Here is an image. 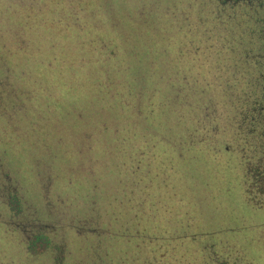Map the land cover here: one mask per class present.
I'll list each match as a JSON object with an SVG mask.
<instances>
[{
    "label": "rangeland",
    "instance_id": "rangeland-1",
    "mask_svg": "<svg viewBox=\"0 0 264 264\" xmlns=\"http://www.w3.org/2000/svg\"><path fill=\"white\" fill-rule=\"evenodd\" d=\"M207 2L210 1L2 0L0 24L6 26L0 25V70L5 69L6 60L11 62L14 58L13 53L3 51L4 48H12L13 44L20 45L24 41L19 38L22 27L18 24L24 23L22 20L25 17L42 15L44 19L58 26V49L53 54L58 56L57 61H61V56H64L71 64L67 73L70 83L74 76L94 79V82L98 79L102 84L108 81L111 89L106 96L95 98L96 101L93 102L102 111L97 109L96 115L90 111L92 115L88 117V113H85L84 120L79 123L63 110L65 106L62 104H69L63 98L70 96H73L71 103L86 102L76 96L81 93V96L87 98L88 92H77L79 84L72 85V90L69 84L70 89L67 92L55 89L53 94L62 101H43L44 110L39 111L43 106L39 97L43 95L37 94L38 90L30 93L31 95L26 89L21 91L15 86L17 82H22L17 74L15 77L10 75L9 83L0 82V218L4 222L3 225L0 224V264H60L57 245L59 234L54 228H49L42 231L41 237L26 239L25 233L39 230L36 225L31 224L30 218L35 220L36 217L48 216L72 222L78 229H71L73 233L68 235V241L70 245L81 244L84 247L87 236L91 240L95 239L94 233L100 243L104 242V235L98 231H88V226L107 225L111 230H138L137 225L140 223L135 222L128 212L124 213L129 205L120 186L125 190L128 183L117 171L107 167L102 169V165L111 158L112 153L119 150L115 140L117 136L124 134L134 140L132 145H136L140 156L143 157L144 146L148 147L145 150L151 151L150 157L154 155L156 159L147 157L144 161L157 170V159L163 158L165 148L169 150L167 146L171 145L161 137L174 139V134L167 128L173 127L171 125L177 123V120L180 127L190 131L188 135L192 138V146L189 147L187 142L179 138L174 139L172 144L179 148L182 154L179 157L184 161L175 157L165 164L171 168H163V171L170 172L168 178H165V172L157 173L159 175L151 172L152 177L158 176L156 181L166 179V184H153L150 181L152 183L148 189L154 187L153 192L156 190L163 193L166 200L172 191L190 195L189 198L184 197L183 202L172 199L169 206L173 210L185 207L181 210L190 211V206L198 196L201 200L203 197L210 207L214 206V201L217 217L216 223L212 225L217 227L237 225L233 223L238 220H226L225 213H230L228 217H234L239 211L242 213V221H257L260 218L257 215L259 210L256 214H247L250 211L249 204L256 207L264 202V134L260 141L255 135L264 125L250 115L255 114L252 106L263 99L261 84L264 80V14L258 18L251 13L240 17L244 20L243 24L252 25L250 31L244 32L238 20L244 12L235 10L239 15H234L236 13L230 9L214 11L211 8L213 4ZM147 4L155 5L156 9L149 12ZM111 6L116 18H110ZM126 11L132 12L133 16ZM255 13L259 14L258 11ZM134 15L146 19L143 25L135 23ZM29 20L30 18L26 19L25 23ZM145 24L148 25V42L144 39L139 42L140 29ZM59 32L61 33L58 36ZM77 32L81 36L76 39ZM131 32L138 34L135 36ZM247 35L250 36L246 37ZM78 45L79 48L74 52ZM32 46L34 44L27 47V53L34 60V64L41 62V55L44 58L49 56L43 45L36 48ZM145 48L148 49L149 58L150 52L152 56H157L155 65L158 70L150 76L145 89L141 90L138 85L137 88L122 81L119 67L136 61L141 63L140 58ZM22 51L19 49L16 52L21 56ZM108 52L113 53L106 57ZM19 61L20 57L14 59V63ZM89 65L100 70L93 69L94 72H90ZM59 67L60 74L56 69L52 68V71L56 74L55 78L62 80L68 69L64 65ZM129 72L131 71H127ZM30 74L32 73H28V77H31ZM167 84L170 89L166 87ZM176 86L178 91L175 90ZM172 94L174 95L171 99L169 97ZM64 95L66 96L63 97ZM175 96L179 97L176 101ZM35 97L38 98L33 99ZM226 98L232 101H228L230 105L224 111L222 104ZM224 114L228 115L229 120ZM226 123L230 130L238 133L232 137L233 150L240 155L237 163L225 164L219 161L222 149L218 143L215 144V139L217 142L226 140L224 133H219L227 130ZM147 124L161 128L155 129L156 132H146ZM110 125L117 128L113 135L108 131L104 132ZM38 126L48 134L46 137L50 138V142L55 136L59 138L61 130H64L63 136L66 140L65 152L62 151L65 159L58 161L57 165L51 166L52 169L44 173L41 172L44 166L34 163V159L27 158L26 155L15 156L16 148L9 137V134L14 135L12 138H16L18 142H13L15 146H27L26 151L30 152L31 149L37 153L41 147V142H36L35 129ZM250 134L255 135L252 140L248 138ZM151 139L156 142L152 143ZM8 145L13 149L14 155L8 156L6 153ZM195 149L199 151L200 159L192 154ZM131 157L139 158L135 152ZM121 158L123 157L117 154L116 160L112 159L111 162L126 166L128 159ZM228 160L229 158L226 162ZM239 168L240 171L237 170ZM33 170L38 172L34 173ZM235 172H243L241 178L244 187L240 186L244 204L238 202L242 194L237 193L239 185H235L237 181H233ZM36 174L37 181L34 178ZM173 182L175 190H170ZM67 196H72V199H67L66 204L63 198ZM48 202L50 205H47ZM117 209L120 212L115 215L114 211ZM169 216L171 223L174 218L171 213ZM228 221L230 224L226 223ZM22 223H26L25 228ZM261 230L263 232H258L251 241H248L251 237L245 236L238 240L241 245H252V242H257L256 237H263L264 229ZM225 234L230 235V231H225ZM65 246L67 249V245ZM99 246L98 243L94 250L100 260L107 259L110 253L105 248L100 250ZM66 257L67 255L62 259L63 264H85L82 258H75L78 262H73ZM65 259L68 260L64 261Z\"/></svg>",
    "mask_w": 264,
    "mask_h": 264
},
{
    "label": "trees",
    "instance_id": "trees-1",
    "mask_svg": "<svg viewBox=\"0 0 264 264\" xmlns=\"http://www.w3.org/2000/svg\"><path fill=\"white\" fill-rule=\"evenodd\" d=\"M209 1L210 2L207 3L213 4L211 8L214 11L231 10L234 11L233 13H236L234 15H239V12H235V10L244 12V14L242 16H239L238 18L240 22L239 25L241 26V29L244 30V32L250 31L252 29V25L243 24L242 22H244V20H241L240 17L250 15L249 13H251L254 14L255 18H258L260 17V15L264 14V0ZM0 3H2V0H0ZM122 4L125 3L123 2ZM128 7L133 10L132 6L128 5ZM147 7V10L149 12H153L156 9L155 5L147 4ZM257 11L259 12V14L255 13ZM110 12V18H116V13L114 12L113 6L110 7ZM128 15H130L131 17L133 16L132 12L130 11L128 12ZM28 18H30V20L25 23L26 19ZM133 19L135 20V23H140V25H143L146 20L145 18L137 17L136 15H134ZM22 21L24 23L18 24L20 25V27H22L18 35L19 38L24 39V41L20 45L16 43L13 44L12 48H4L3 51L12 52L14 58H12L11 62L6 60L5 69L0 70V82H2L3 84L9 83L11 81L10 75L12 77H15V74H17V77H21L19 81L22 82H17L15 86H17L21 91H24L26 89L27 92L28 90L29 95L33 94L35 90H38L37 94L39 93L43 95V97H39L41 105H43V101H46L47 103H50L51 101L53 103V101L57 100L62 101L61 98L56 97V94H53L55 89L64 90L67 92L69 91L72 85L79 84L77 92H88V94L87 98L81 96V93L76 96L81 97L82 100H86V102L78 101L76 104L70 102L73 96L63 98L64 100L69 102V104L67 105L65 104V102L62 103L65 106L63 110L70 114L73 117V120H78L79 123H82V121L84 120L83 115H85V113H88L87 117L92 115V113H89L90 111H92L94 115H96V111L100 106H94L93 102L96 101L95 98H102L103 96L107 95V92H110L111 88L108 87V81H106L105 84H102V81L98 79L94 82V79L89 80L74 76V78L72 79L73 82L70 83V78H68L67 73H69L71 64L66 61V57L64 56H61V61H57L56 59L58 58V56H55L53 54V52L58 49V46L56 44V29L58 27L56 26L57 24H52L48 19H44L42 15L40 17L36 15L35 17H25ZM0 25L6 26L2 24ZM140 30L141 38L138 37L139 42H142L143 39L145 40V42H148V25L145 24ZM60 33L61 32L58 33V36L60 35ZM137 34L138 32H134L132 35L137 36ZM79 36L81 35H79L77 32L75 36L76 39ZM248 36L250 35H247L246 37ZM255 36L258 37L257 35ZM32 44H34V46H32L34 48H36L38 45H43V49L49 52V56L45 58L42 55L40 56L41 62H39V64H34V60L27 53V47ZM76 47L73 50L74 52L76 51V49L79 48V45L77 48ZM19 49L23 50L21 56L16 52ZM63 53L71 54L67 51H63ZM108 53L109 54H107L106 57H108V55H111L113 52ZM17 57H20V61L16 62L18 64L15 65L16 63H14V59H16ZM156 59L157 56H152L151 52L149 58L148 49L145 48V51H143L142 58H140L141 63L136 61V63L133 64L127 63L123 66L120 65L119 75H122V81H125V83L127 85L129 84L130 86L137 87L138 85L141 90L145 89V87L149 84L148 81L150 79V76L158 70V67L155 65ZM142 61H144V63H142ZM151 63L154 65H149ZM164 64L165 63H163V65ZM59 65H64L68 69V72H66V74L64 75L65 78L63 77L62 80L61 78H55L56 74H54L52 71V68L56 69L60 74ZM88 69V71L90 72H94L93 69L100 70V68H92L91 65H89ZM127 71L131 72L127 73ZM28 73H32L30 74L31 77H28ZM66 79L68 80L66 81ZM69 84L70 87H68ZM166 87L170 89V86L168 84L166 85ZM261 87L263 89L261 91L263 93L262 102L257 101L252 106L255 114L251 113L250 115L259 119L260 122L264 125V80H262ZM18 88L15 89L18 90ZM175 90L178 91L179 88L176 86ZM174 94H172V96H170L169 98L172 99ZM176 95H178V93ZM65 96L66 95H64L63 97ZM37 98L38 97H35L33 99ZM178 99L179 97H174V101ZM228 101L231 102L232 100L230 98H226L223 101L222 106L225 108L224 111L228 110V106L230 105ZM236 101L240 102L239 99H237ZM43 107L44 105L41 106V108H39L38 110H44ZM98 110L100 112L102 111V109ZM243 111L244 110H242V113ZM224 115L227 117V120H229L228 115ZM176 122L177 123H174V125H171L173 127L167 129L174 134L172 137H174L175 140L181 139L182 141L187 142L188 145H190L189 147H191L192 138L188 135L190 131L180 127L178 120ZM227 123L225 124L227 126V130L219 131L220 134L224 133L227 141L219 140L217 142V140L215 139V144L218 143L222 149V153L220 154L221 159L219 161L224 162L225 164L237 163V161L240 159V155L235 150H233L232 137L238 135V133L233 130H230V126H228ZM221 126L223 127L224 125ZM146 127V130H148L146 132L150 133L156 132L155 129L157 128H161L149 125L145 126V128ZM175 127H177V129ZM63 131L64 130L59 131V138L55 136V141L52 140V142H50V138L48 139L46 137L48 136V134H45L44 130H42L38 126L37 130L35 129V134L38 138H36V142H41V147L40 150L38 148L37 153L31 151V149L30 152L26 151L27 146H15V143H18L16 138H12L14 135L10 134L9 137L13 142H15L13 143L10 141L12 144H14V147L16 148L15 156L22 155L21 157H23V155H26L27 158L29 157L30 159H34V163H39L44 166V169L41 171L42 173H44L45 171H50L52 169L51 166L57 165L58 161L65 159L63 152H65L66 140L63 136ZM107 131L109 132V134L113 135L117 132V128L110 125L108 126V128L106 127V130H104L105 133H107ZM142 132L145 133V131ZM263 134L264 126H261L260 130L255 134L259 137L256 139L260 141V138ZM255 135L250 134L248 138L252 140ZM161 139L164 140L166 143L169 142L168 144H171L170 146L172 147L167 146L169 150L165 148L166 152L164 153L163 158L157 159V161L159 162V168L157 170L154 168V166L152 167L144 161V158L147 157L150 159H156L154 158V155L150 157L151 151L149 152L145 150V148L148 147L144 146L143 157L140 156L136 145H132V141L134 140L125 136L124 134L117 136L115 140V145L119 146V150L115 153H112V155L110 156L111 158H108L107 162L102 165V169L108 168L110 170L112 169L114 171H117L119 175L124 176V180L128 183V188L125 190L120 186V189L124 194V199H126V202L129 205V208L128 206H126V210L124 211V213L128 212L133 217L135 222L140 223V225H137L139 226L138 230H111V227L107 225H97L91 227L88 226L86 227L88 231H98L99 234H103L104 236H102V238L104 242L100 243L96 238V233H94L95 239L91 240V238L87 236V241L85 243L86 247L82 246L81 244L70 245V242L68 241L70 240L68 235L78 229L74 227L75 224H73L72 222L71 224L70 222H66L65 220H60V218H49L48 216H42V218L33 217L35 220H32V218H30L31 220L29 221L31 222V224L36 225L39 230H36L35 233L30 230V233H25V238L31 239L35 236L41 237L43 236L42 231L49 228H54L57 231V234H59V243L57 245L59 251L58 257L60 258V264H63L62 259H64L66 255V258L71 259L73 262L75 261V258H82L85 261V264H93L94 262H98L99 264L104 262L105 264H264V235L263 237H256L255 239L257 242H252V245H241L240 241L238 240L241 236H245L251 237L248 238V241H251L250 239L255 237L258 232H263L261 229H264V202H260L259 206L256 205V207H253L248 202H246L247 204H249L250 210L248 211L247 215L256 214V211H260V213L257 214L258 216H260V218L256 219L257 221H242V213H239V211L237 210L238 213L234 217H228L230 213H225L226 220H230L231 218L236 221L238 220L237 223H233L237 225L230 226L232 224H230L228 221L226 223H229L230 225L217 227L215 225H212L216 223L215 218L217 217V207L214 204V201V206L210 207L208 206L207 201L203 197L201 200L200 196H198V198L193 201L192 206H190V211L185 212L184 210H181L185 207H181V209L178 210H173L172 206H169L172 199H179L181 202H183V198H189L190 195L185 196L182 194H176V192L172 191V194H169L168 200H166L163 193L157 192L156 190L155 192H153V190L155 189L153 187L154 185L152 186V189H148L152 182L153 184H155V182L158 184H166V179H158V181H156V176L165 172L163 171V168H167L168 170L171 169L166 167L165 165L169 160L175 157L182 160V154L179 148H175L172 144V142L174 143V139H171L169 137H161ZM151 141L152 143L156 142L155 139H151ZM193 143L194 141L192 142V144ZM148 146L149 148H151L150 145ZM217 150H220V148H217ZM6 151L8 156L10 154L14 155L12 153L14 151L10 147V145L6 147ZM52 151H55L56 153L53 154ZM134 152L139 158L134 159L131 157ZM198 152L199 151L196 150L192 154L197 157L199 156L198 159H200V153ZM225 153H227L226 156L222 158L224 156L223 154ZM230 153L231 155H229ZM117 154H120V156H122L123 158L128 159V164L126 166L122 167V164L119 162L115 164L111 162L112 159L116 160ZM227 158H229V160L226 162ZM183 161L184 160H182V162ZM254 165L256 164L254 163ZM237 170L240 171V168ZM32 172L35 173L38 172V170H33ZM151 172L153 174H159L154 175L152 177ZM165 173H167L165 178H168V174L170 172L168 171ZM240 173L241 174L235 172V177L233 178V181H237L235 185H239V191H237V193L242 194L241 199L238 198V202L245 203L244 195L241 192V186H243V179L241 177L243 176V172ZM37 174L34 177L36 181L38 176ZM101 181L103 182L104 180ZM150 181L152 182L149 183ZM174 185L175 182H173V188H171L170 190H175ZM258 185L260 186V182ZM163 192L165 191L163 190ZM67 199H72V196H70V198L69 196H67V198H63L66 204L68 203ZM47 205H50V203L48 202ZM118 212H120V209L115 210L114 214L117 215ZM170 213L174 218V221H172L171 223L169 220ZM252 222H259L260 224H252ZM3 223L4 222L0 218V224L3 225ZM22 226H24L25 228L26 223H22ZM225 231H230V235L226 236V234L228 233L225 234ZM113 239H115L116 241H114ZM98 243L100 244V250L102 248H105V251L110 253L107 259L100 260L97 251L94 250V247L97 246ZM65 245H67V249ZM77 248L79 251L77 250ZM66 260L68 259H65L64 261ZM75 262H78V260H76Z\"/></svg>",
    "mask_w": 264,
    "mask_h": 264
}]
</instances>
